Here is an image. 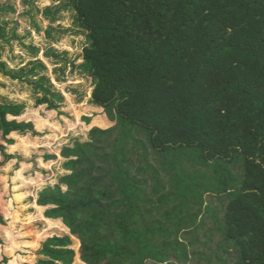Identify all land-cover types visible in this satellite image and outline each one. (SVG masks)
<instances>
[{"label":"trees","instance_id":"1","mask_svg":"<svg viewBox=\"0 0 264 264\" xmlns=\"http://www.w3.org/2000/svg\"><path fill=\"white\" fill-rule=\"evenodd\" d=\"M51 1L58 4L44 8L43 19L54 22L69 10L85 34L79 69L92 79V117L116 119L68 151L75 158L69 192L46 188L37 201L54 206L46 216L78 236L81 260L189 264V246L209 217L222 254L233 250L235 264H264V0ZM13 41L37 54L28 30L8 37L0 22L10 58ZM5 54L0 45V75L31 84L42 93L37 105L56 108L43 63L10 69ZM24 108L0 103L2 136L33 133L30 123L6 119ZM153 161L172 179L168 193L158 181L154 202L142 178L154 177ZM206 196L227 200L221 218ZM71 244L67 236L50 238L41 254L70 262Z\"/></svg>","mask_w":264,"mask_h":264},{"label":"crops","instance_id":"2","mask_svg":"<svg viewBox=\"0 0 264 264\" xmlns=\"http://www.w3.org/2000/svg\"><path fill=\"white\" fill-rule=\"evenodd\" d=\"M57 4L49 0L44 8ZM42 10L40 17L31 21L32 29H27L37 54L33 57L16 49L10 58L6 51L3 61L15 70L29 61H41L56 108H49L47 103L37 105L36 100L42 93H35L31 84L0 75V103L25 106L21 115L6 119L33 126V133L14 131L2 136L0 132V264H85L80 258L78 236L72 234L62 219L46 216L54 206H40L37 201L46 188L58 187L63 193L69 192L68 180L74 173L69 170L68 163L75 158L68 151L76 142L90 144L92 130L114 128L116 119L92 117L97 112L89 105L92 79L79 69L87 41L75 23L74 13L62 11L58 19L51 22L42 18ZM89 118V124L84 122ZM114 140L115 137H111L104 144L103 152H112ZM96 162L102 169L111 165V162ZM151 165L154 177L142 178L147 182L145 192L154 202V187L160 182L162 193H168L172 179L158 162L153 161ZM61 236L71 240L70 262L50 261L41 254L48 239Z\"/></svg>","mask_w":264,"mask_h":264},{"label":"rangeland","instance_id":"3","mask_svg":"<svg viewBox=\"0 0 264 264\" xmlns=\"http://www.w3.org/2000/svg\"><path fill=\"white\" fill-rule=\"evenodd\" d=\"M48 3L49 0H0V8H13V10L8 9L5 11L0 9V22L4 23L8 37L11 33H14L17 37L22 38L24 31L32 29L30 24L31 18L40 17V11ZM15 23L17 26H15ZM0 45L3 52L8 50L6 45H3L1 42ZM12 45L13 51L19 49L16 41H13ZM205 198L207 206L215 212L218 218H221L222 205H225L227 200L224 197L218 199L216 196H206ZM212 227V220L209 217L206 218L204 228L199 229L196 233L198 242L189 246V251L194 253L189 264H235V252L233 250H230L228 254H222L218 250V242L221 241L220 236L218 233L209 234L208 230L212 229ZM185 238V243H188L192 239V236L188 234Z\"/></svg>","mask_w":264,"mask_h":264}]
</instances>
